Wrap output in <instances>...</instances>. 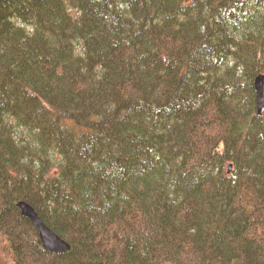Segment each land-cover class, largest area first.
I'll use <instances>...</instances> for the list:
<instances>
[{
    "label": "trees",
    "instance_id": "16d2710c",
    "mask_svg": "<svg viewBox=\"0 0 264 264\" xmlns=\"http://www.w3.org/2000/svg\"><path fill=\"white\" fill-rule=\"evenodd\" d=\"M258 74L264 0H0V264H264Z\"/></svg>",
    "mask_w": 264,
    "mask_h": 264
},
{
    "label": "water",
    "instance_id": "95a60500",
    "mask_svg": "<svg viewBox=\"0 0 264 264\" xmlns=\"http://www.w3.org/2000/svg\"><path fill=\"white\" fill-rule=\"evenodd\" d=\"M254 91L257 114H261L264 106V76L258 74L254 78ZM231 165L228 166V170ZM22 216L27 217L32 225L37 229L42 247L55 254H63L70 248V244L57 233H55L48 225H46L38 216L34 208L25 200L16 202Z\"/></svg>",
    "mask_w": 264,
    "mask_h": 264
},
{
    "label": "rangeland",
    "instance_id": "374dc122",
    "mask_svg": "<svg viewBox=\"0 0 264 264\" xmlns=\"http://www.w3.org/2000/svg\"><path fill=\"white\" fill-rule=\"evenodd\" d=\"M42 221V220H41ZM33 242H34V240H33ZM41 242V241H40ZM41 247H42V244H41ZM42 250H44V251H46V252H49V253H51V254H55V253H52V252H50V251H48V250H46V249H44L43 247H42ZM69 250V249H68ZM66 252V251H65ZM56 255V254H55Z\"/></svg>",
    "mask_w": 264,
    "mask_h": 264
},
{
    "label": "bare ground",
    "instance_id": "6f19581e",
    "mask_svg": "<svg viewBox=\"0 0 264 264\" xmlns=\"http://www.w3.org/2000/svg\"><path fill=\"white\" fill-rule=\"evenodd\" d=\"M39 236V235H38Z\"/></svg>",
    "mask_w": 264,
    "mask_h": 264
}]
</instances>
